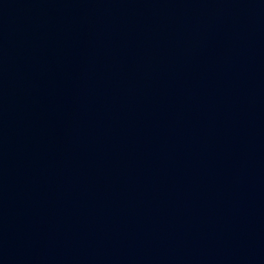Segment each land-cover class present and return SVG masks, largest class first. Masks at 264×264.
<instances>
[{
  "label": "water",
  "instance_id": "obj_1",
  "mask_svg": "<svg viewBox=\"0 0 264 264\" xmlns=\"http://www.w3.org/2000/svg\"><path fill=\"white\" fill-rule=\"evenodd\" d=\"M0 264H264V0H0Z\"/></svg>",
  "mask_w": 264,
  "mask_h": 264
}]
</instances>
